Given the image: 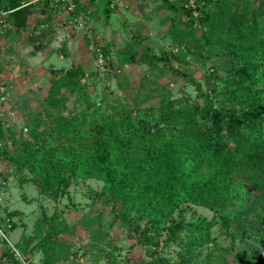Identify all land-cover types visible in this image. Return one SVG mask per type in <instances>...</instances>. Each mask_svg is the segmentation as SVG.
Returning <instances> with one entry per match:
<instances>
[{
  "label": "trees",
  "instance_id": "trees-1",
  "mask_svg": "<svg viewBox=\"0 0 264 264\" xmlns=\"http://www.w3.org/2000/svg\"><path fill=\"white\" fill-rule=\"evenodd\" d=\"M25 2L0 0V10L11 11L6 36L22 39L31 18L44 13L47 25L35 32L36 25L26 39H46L39 44L46 47L55 41V21L67 27L83 14L85 46H92L97 66L92 75L108 78L132 65L164 74L166 64L195 90L181 96L163 85L123 96L108 90L97 100L83 62L50 64L48 92L23 134L0 116V164L20 181L54 201L70 195L79 179L102 183L79 223L57 209L42 211L36 233L16 243L22 252L43 253L29 264L67 261L73 252L60 235L80 234V224L92 240L93 264H264V0H140V10L154 2L155 12L166 13L168 50L126 22L123 45L94 40L97 24L110 23L116 11L111 0H75L73 10L54 0ZM67 48L64 41L59 51L69 57ZM100 53L106 72L97 65ZM185 205L214 215L187 218ZM124 232L139 252L121 254ZM2 255L7 264H22L10 248Z\"/></svg>",
  "mask_w": 264,
  "mask_h": 264
},
{
  "label": "rangeland",
  "instance_id": "rangeland-1",
  "mask_svg": "<svg viewBox=\"0 0 264 264\" xmlns=\"http://www.w3.org/2000/svg\"><path fill=\"white\" fill-rule=\"evenodd\" d=\"M129 2L132 4L130 8L133 7L134 10L131 11L126 6L127 3L123 1V4L119 6L120 14L116 15L114 13L110 23L97 24V34L94 35V40L103 43L111 40L116 46L123 45L128 33L125 25L120 22V18H127L126 23L128 26L145 28L144 32L148 33L150 42L156 49H170L171 42L165 37L168 25L163 20L166 13L157 10L155 12L154 2H151V6L147 7L145 11L140 10V0ZM127 15L128 17H125ZM85 26L78 25L68 29L69 31L78 30L79 38H81L78 40L80 48H76L74 44L68 45L69 57L64 56L62 58L60 56L62 53L59 51L61 49L59 42H56L55 46H51V49L41 48L39 44H45L46 39L43 43L39 41L33 43L26 39L27 34H24L22 39L17 38V40H20L19 43L12 47H10L9 42L4 45V47L6 46L4 48L5 52L0 54V64L3 68L2 76L10 87V95L2 108L5 112L6 126L16 136L23 134L41 109V98L47 94L49 89L47 76L50 64L67 68L73 63L84 61L88 69L86 81L92 97L97 98V100L108 90L123 96L124 94L133 95L134 92L139 90L145 92L151 86L160 87L161 85L170 88L176 96L185 93L195 95V90L187 82V79L173 75L166 64L162 65L165 66L166 73L164 74H153L146 65H132L125 67L121 74L110 75L108 78L104 77L105 73L100 76L92 75V70L97 66L95 59L91 57L88 60L89 55L87 54L89 52H86L87 50L84 48L85 42L81 31ZM69 31L64 33L68 34ZM72 36L74 35L70 37ZM175 66L178 65L175 64ZM182 70L185 73L189 72L187 67H183ZM194 75L201 80L203 70L196 69ZM9 140V146L11 147L12 140L11 138ZM101 187L102 183L95 179H79L70 187V195H64L59 200L54 201L42 194L33 183L20 181L13 173L12 168L0 164L1 225L4 230H7L9 239L16 245V243L22 242L36 233V224L43 210L51 215L57 209L70 224L79 223L81 215L90 210L93 190H100ZM184 209L187 218L212 217L214 215L213 211L200 206L185 205ZM104 218L108 225L110 216L107 212ZM79 226L81 228L80 234L60 235L62 239L71 245V251L73 252L69 258L65 259L67 261L60 264H93L90 253L91 248L87 247L92 240H90L85 227L82 224ZM116 235H120V233L117 232ZM134 242L132 238L127 237L125 232L122 233V237H119L118 242L121 254L124 255L130 251H133V253L139 252L140 247L138 245L132 246ZM240 244L243 246V243L240 242ZM6 248H9L8 244L0 241V264H7L2 257L3 250ZM22 256L28 262H39L43 253L41 251H28L26 253L22 252Z\"/></svg>",
  "mask_w": 264,
  "mask_h": 264
},
{
  "label": "built area",
  "instance_id": "built-area-1",
  "mask_svg": "<svg viewBox=\"0 0 264 264\" xmlns=\"http://www.w3.org/2000/svg\"><path fill=\"white\" fill-rule=\"evenodd\" d=\"M32 1H37V0H32ZM54 1L57 3H60L63 8H68L70 10H73L76 7L75 0H54ZM117 2L118 0H111L110 6L112 8H116L118 4ZM10 12L11 11H8V10H0V54L2 53L1 46H2L3 39L6 37L7 32L13 28V25L10 19ZM75 21L79 25H87L88 17L82 14L76 17ZM90 48H92V46H90ZM97 65L102 72H106L107 69L104 65V60H103L101 53L97 59ZM9 95H10V87L8 86L7 81L4 79L2 74H0V116L2 118L5 117V112L2 107L7 102ZM0 240L6 241L9 248L14 253L15 257L18 260H20L22 264H29V262L23 258L22 251L19 248H17V246L9 239L7 230H4V228L1 225V219H0Z\"/></svg>",
  "mask_w": 264,
  "mask_h": 264
},
{
  "label": "crops",
  "instance_id": "crops-1",
  "mask_svg": "<svg viewBox=\"0 0 264 264\" xmlns=\"http://www.w3.org/2000/svg\"><path fill=\"white\" fill-rule=\"evenodd\" d=\"M38 1V0H37ZM37 1H32V0H27V2H25L23 5H27V4H29V3H32V2H37ZM123 1H125V3H127L126 4V6L128 7V6H130V5H132V4H130V2L129 1H131V2H137L138 0H129V1H127V0H118V4H117V7H116V11H115V14L116 15H118V14H120V12H119V6L121 5V4H123ZM60 17L61 18H67V15L65 14V12L64 11H61L60 12ZM122 15V14H121ZM118 17V16H117ZM121 17V16H120ZM125 17H128V15L127 16H125ZM45 19H46V14H44V13H39V14H37V15H35V16H33L32 18H31V28L26 32V34H29L31 31H33L34 30V27L37 25L38 27H37V31H35V32H39V30L40 29H42L43 27H45L47 24H46V22H45ZM127 21V18H120V22L121 23H124V22H126ZM103 23V21L102 22H100L99 24H102ZM63 23L60 21V22H58V21H55V26L58 28L57 29V31H56V33H55V36H51L55 41L51 44V45H48V46H46L47 48H50L51 49V46H55V43L56 42H59V44H60V46L63 44V42L65 41V42H67V45H69V46H71V45H73L74 44V46L76 47V48H80V46L78 45V40L79 39H81V38H79V36H80V34H78V30H71V31H69L68 29H71V28H73V26H78V24H73L72 22H70L69 23V25L67 26V27H62L63 25H62ZM67 25V24H66ZM65 31H69L70 33H64ZM82 32V35H83V33H84V30H82L81 31ZM71 35H74V36H72V37H70ZM111 35V34H110ZM83 37V39H84V36H82ZM71 38H73V39H71ZM19 41L20 40H17V38L16 37H14V35H12V36H6L4 39H3V42H2V46H1V48H2V53H4L5 52V47H4V45H7L8 44V42H9V44H10V47H12V46H14V45H16V43H19ZM80 45H81V43H80ZM9 47V48H10ZM84 48L87 50L86 52H89L87 55H89V57H88V60L92 57V55H91V51H90V47H86L85 46V44H84ZM8 50V49H7ZM60 56L62 57V58H64V54H60ZM83 63H85L84 61H82ZM2 68V67H1Z\"/></svg>",
  "mask_w": 264,
  "mask_h": 264
}]
</instances>
